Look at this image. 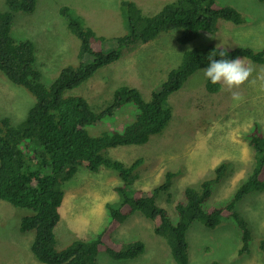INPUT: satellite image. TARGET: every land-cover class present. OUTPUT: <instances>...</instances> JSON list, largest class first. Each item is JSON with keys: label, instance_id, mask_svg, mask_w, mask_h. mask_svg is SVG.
Returning a JSON list of instances; mask_svg holds the SVG:
<instances>
[{"label": "rangeland", "instance_id": "obj_1", "mask_svg": "<svg viewBox=\"0 0 264 264\" xmlns=\"http://www.w3.org/2000/svg\"><path fill=\"white\" fill-rule=\"evenodd\" d=\"M123 1L133 3L142 15L151 16L174 0H36L31 14L14 13L11 36L17 41L33 43L35 67L41 75V83L48 88L61 68L76 64L73 62L78 53V41L68 30L60 9H69L83 26L97 37L105 38V49H117L114 38L129 32L120 5ZM214 1L216 6L235 9L243 23L233 25L219 21L214 33H201L196 41L185 45L176 43L178 34L175 31L160 33L146 45H123L116 62L98 70L75 91L95 111L110 102L118 86L135 88L147 100L152 92L159 90L167 73L179 64L187 50L207 45L225 50L235 47L264 49V0ZM5 10H8L5 0H0V11ZM246 63L253 72L239 90L241 101H233L230 93L222 90L217 94L206 93L203 72H196L168 97L172 118L161 134L150 137L144 145L102 152L107 158L125 165L142 159L136 171L137 179L130 187L132 191L140 190L148 195L158 187H166L167 191L161 192L156 204L171 211L185 187H197L200 182L213 178L214 168L225 162L230 169L222 182L214 186L209 203L226 204L230 200L255 162L246 136L253 124L264 131V63L247 60ZM32 103L26 91L12 86L0 75V119L7 117L19 123ZM118 116L89 129L90 135L98 136L115 127L120 131L122 125L118 122L124 126L133 119L120 117L116 122ZM168 174L171 177L165 182ZM261 176L264 178V171ZM119 184L118 177L109 170L90 173L78 169L63 190L60 220L54 229L57 250L75 240L89 241L99 235L109 221L106 205L118 206L112 188ZM236 204L251 232L248 251L239 255L241 233L230 220L222 219L214 228L194 222L185 234L187 264H264L257 249L258 240L264 238V192H251ZM28 214L26 209L0 200V264H41L29 249L33 232L19 231L21 218ZM112 223L118 226L111 234V241L115 244L139 242L143 246L142 253L134 259L113 260L101 252L96 264H175L164 240L154 234L151 221L136 213L120 225Z\"/></svg>", "mask_w": 264, "mask_h": 264}, {"label": "trees", "instance_id": "obj_2", "mask_svg": "<svg viewBox=\"0 0 264 264\" xmlns=\"http://www.w3.org/2000/svg\"><path fill=\"white\" fill-rule=\"evenodd\" d=\"M5 5L8 12H0V75L12 86L26 91L33 103L19 123L7 117L0 119V200L29 212L28 216L21 218L19 231L33 232L29 249L35 260L41 264H96V257L101 252L113 260L134 259L142 253V244L132 241L115 244L111 241V234L118 226L113 221L120 225L136 213L153 223L154 234L164 240L175 264L188 263L185 234L194 222L214 228L222 219L230 220L241 233L242 246L238 253H246L251 232L247 221L237 211L236 203L251 192H264V178L261 176L264 171V131L257 124L252 125L246 136L255 159L253 168L226 204H211L209 200L214 186L220 184L229 171L228 163L222 162L215 167L213 178L201 182L198 189L185 188L169 211L156 204L166 187H158L148 195L131 190L130 186L137 179L136 171L142 165L141 158L125 165L107 158L102 152L144 145L150 137L161 134L172 118L168 97L178 91L192 74L208 66L212 52L217 53L216 59L220 58L219 51L224 50L227 59L244 57L251 63L263 64L264 49L254 51L235 47L225 50L207 45L187 50L179 64L167 73L159 90L152 92L147 100L135 88L118 86L110 102L95 111L75 91L98 70L116 62L123 45H146L160 33L172 31L178 34L176 43L189 44L201 33H214L219 21L242 24L241 15L231 7L216 6L214 0H174L156 14L145 16L133 3L123 1L120 5L129 32L114 38L117 49H105V38L97 37L74 18L69 9L62 7L59 13L66 19L68 30L79 44L73 62L76 64L61 68L46 88L35 67L33 43L17 41L11 36L13 13L31 14L36 8V0H5ZM203 82L208 93L220 90L219 84L213 85L205 77ZM117 114L116 122L120 117L133 119L124 126L118 122L122 125L120 131L115 127L98 136L90 135L89 129L114 119ZM79 168L90 173L104 169L114 173L120 182L112 188L118 206H113L114 203L106 205L109 221L95 239L75 240L57 250L54 229L60 220L63 190ZM170 177L169 174L166 176V182ZM257 249L264 262V238L258 240Z\"/></svg>", "mask_w": 264, "mask_h": 264}, {"label": "clouds", "instance_id": "obj_3", "mask_svg": "<svg viewBox=\"0 0 264 264\" xmlns=\"http://www.w3.org/2000/svg\"><path fill=\"white\" fill-rule=\"evenodd\" d=\"M0 12H8V10L0 11ZM13 17H14V13H13ZM11 30H12V26H11ZM216 56L217 53L212 52L209 55L208 66L201 70L204 74L205 79L210 81V83L213 85L219 84L220 90L230 93L231 99L233 101H237V102L241 101L243 97L240 94L239 90L242 85H244L246 82L249 81V78L253 72V68L250 66V64L246 63V58L244 57L243 58L237 57L234 59L225 58L227 56V52L224 50L219 51V57H220L219 59H216ZM220 90L216 93H208L206 91L205 92L208 94H217L220 92ZM165 182H166V178H165ZM200 183L197 187H190V188L198 189ZM165 191H167V189Z\"/></svg>", "mask_w": 264, "mask_h": 264}, {"label": "bare ground", "instance_id": "obj_4", "mask_svg": "<svg viewBox=\"0 0 264 264\" xmlns=\"http://www.w3.org/2000/svg\"><path fill=\"white\" fill-rule=\"evenodd\" d=\"M80 46H81V45H80ZM66 55H67V54H66ZM63 73H65V72H63ZM63 73H62V74H63ZM66 78H67V77H66ZM75 84H78V83L75 82ZM78 89H79V88H78ZM52 240H53V239H52ZM53 241H54V240H53Z\"/></svg>", "mask_w": 264, "mask_h": 264}]
</instances>
